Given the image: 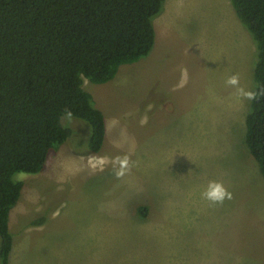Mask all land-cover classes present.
<instances>
[{
  "label": "rangeland",
  "instance_id": "rangeland-1",
  "mask_svg": "<svg viewBox=\"0 0 264 264\" xmlns=\"http://www.w3.org/2000/svg\"><path fill=\"white\" fill-rule=\"evenodd\" d=\"M163 8L149 56L85 80L107 122L100 153L90 126L65 116L72 136L43 172L15 175L9 264H264V177L241 92L254 89L256 45L230 0ZM214 181L231 199L208 198Z\"/></svg>",
  "mask_w": 264,
  "mask_h": 264
},
{
  "label": "trees",
  "instance_id": "trees-1",
  "mask_svg": "<svg viewBox=\"0 0 264 264\" xmlns=\"http://www.w3.org/2000/svg\"><path fill=\"white\" fill-rule=\"evenodd\" d=\"M166 0H0V264L15 245L10 214L24 183L40 174L72 136L71 116L91 128L89 154L102 150L104 113L85 80L106 84L120 68L149 56L153 19ZM256 45L254 89L246 117V145L264 177V0H230ZM44 219L31 225L42 226Z\"/></svg>",
  "mask_w": 264,
  "mask_h": 264
},
{
  "label": "clouds",
  "instance_id": "clouds-1",
  "mask_svg": "<svg viewBox=\"0 0 264 264\" xmlns=\"http://www.w3.org/2000/svg\"><path fill=\"white\" fill-rule=\"evenodd\" d=\"M227 83L230 85H237L238 77H235V76L231 77L227 81ZM241 92L249 100H254L257 97L256 92H252V91L243 92V90H241ZM142 123H146V119L144 121H142ZM125 164H126V161H125ZM120 174L122 175V173H120ZM209 188H210V191L208 193V198L213 200L214 202H223L224 199H226V198L231 199V193H229L227 191V189L223 186L222 183L214 181L209 185Z\"/></svg>",
  "mask_w": 264,
  "mask_h": 264
},
{
  "label": "crops",
  "instance_id": "crops-1",
  "mask_svg": "<svg viewBox=\"0 0 264 264\" xmlns=\"http://www.w3.org/2000/svg\"><path fill=\"white\" fill-rule=\"evenodd\" d=\"M231 6H232V5H231ZM233 12L235 13V11H233ZM158 23H159V24H157V27H156L157 31H156V42H155V45H157V43H158V34H159V33H158V29H161V25H162L160 20L158 21ZM154 48H155V47H154ZM238 57H239V55H238ZM243 58H244V55H243Z\"/></svg>",
  "mask_w": 264,
  "mask_h": 264
}]
</instances>
